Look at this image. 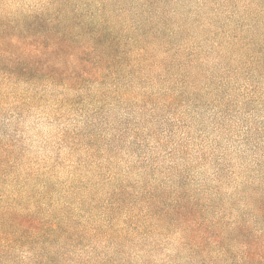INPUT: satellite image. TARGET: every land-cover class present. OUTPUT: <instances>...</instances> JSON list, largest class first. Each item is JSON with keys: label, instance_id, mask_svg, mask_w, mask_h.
I'll return each mask as SVG.
<instances>
[{"label": "rangeland", "instance_id": "374dc122", "mask_svg": "<svg viewBox=\"0 0 264 264\" xmlns=\"http://www.w3.org/2000/svg\"><path fill=\"white\" fill-rule=\"evenodd\" d=\"M62 6L104 15L138 66L79 91L0 78L4 188L48 185L93 227L127 194L118 232L89 230L56 264H264V0H0V18Z\"/></svg>", "mask_w": 264, "mask_h": 264}, {"label": "trees", "instance_id": "16d2710c", "mask_svg": "<svg viewBox=\"0 0 264 264\" xmlns=\"http://www.w3.org/2000/svg\"><path fill=\"white\" fill-rule=\"evenodd\" d=\"M136 56L120 44V36L104 15L87 20L62 6L59 14L49 18L38 14L0 18V78L14 84H43L72 91L92 83L104 86L119 81L129 68L134 71ZM11 167L9 159L0 157V264L23 263L24 259L14 254L17 247L30 253L26 264H56L55 255L82 243L89 230L98 235L118 232L113 220L128 202L120 187L108 193L109 203L104 206L108 211L102 212L104 225L93 227L90 221H73L68 213L48 203V185L38 188L28 178H15L9 182L11 189L4 188ZM148 211L147 216L163 212L155 204ZM172 212L181 214L180 208ZM193 222L198 229L199 223ZM138 228L133 223L132 229Z\"/></svg>", "mask_w": 264, "mask_h": 264}]
</instances>
